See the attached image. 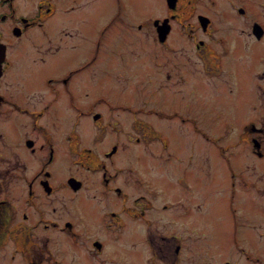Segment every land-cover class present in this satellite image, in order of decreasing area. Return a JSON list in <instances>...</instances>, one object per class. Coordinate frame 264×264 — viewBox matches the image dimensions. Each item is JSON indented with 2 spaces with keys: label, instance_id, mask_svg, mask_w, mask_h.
<instances>
[{
  "label": "rangeland",
  "instance_id": "obj_1",
  "mask_svg": "<svg viewBox=\"0 0 264 264\" xmlns=\"http://www.w3.org/2000/svg\"><path fill=\"white\" fill-rule=\"evenodd\" d=\"M202 1H197L198 9L196 10L210 11L206 4H202ZM106 2L107 0H83L84 4L80 6L83 9L82 23L67 22L70 30H75V36L83 38L82 44L90 45L81 52L80 56L84 58L92 55L91 40L97 36L96 28L109 13H104L103 10L107 6ZM163 2L164 0H132L131 6L137 8L142 20H148L145 23L146 27L135 28L114 23L100 49L98 60L87 67H93V69L87 74L82 71V76L77 77L76 80L83 86H89L88 90H90L82 102V113L78 112V116L83 117V122L79 126L80 140L78 137L74 142L73 138L70 139V136L75 133L73 117L76 110L70 106L64 109L66 103L60 108L61 96L62 98L65 96L54 86L49 89L46 85L45 93L31 97V100L33 99L31 104L35 106L41 100L36 108L39 110L48 107V112L41 121L49 125L56 124V129L59 128V131H56L55 135L42 134L38 125H32L31 123L34 124L33 113L26 115L27 122L21 116H16L15 122L21 126L22 130L16 131V134L19 133L17 138L22 144L15 146L7 157L0 159L2 166L17 164L24 166L21 168L22 172L11 181L13 192L9 200L16 204L17 210L10 228H13L16 221L24 222L22 212L26 210L31 214V218L33 217L31 220L39 217L48 220L58 218L71 220L78 232L74 235L67 226L66 231L60 228L46 230L42 225L32 232L29 230V236L23 232L19 238L24 240L30 238V240L20 245L28 255L19 252L17 261L24 260V258L36 260L40 254L47 260L48 254L45 253L47 247L50 258L59 259L62 264H102L104 261H110L108 264H112L114 260L118 264H132L136 260L139 264H151L159 258L162 264H169L170 260H173L175 264H204L203 246L209 244L211 240H215V245H217L226 229H234L240 235L251 234L255 232L254 226L257 220L263 219L264 222V207L261 201L256 207H245L239 211L244 205H249L254 200H262V198L256 194L253 195L250 190L243 189L237 193L236 188L237 195L235 194V199L233 198L228 161L224 156L227 154L232 161L233 156L237 155L238 157L234 160L241 159L242 167L247 163H252L253 160L257 164L264 165V160L254 158L255 145L248 140L252 129L244 130V125L240 124L243 120L252 117L253 113L246 108L247 103L242 95L234 96L226 89L219 95H228L230 97L227 98L228 101L235 108L221 109L217 114L219 118L211 120L208 124L196 125L187 118L188 115L183 110L187 109L189 103L187 90L189 84L180 76L182 72L185 75L187 68L181 57L178 61V70L171 65L170 58L163 60V66L158 64L160 49L158 35L153 22L147 19L151 13L163 14L165 12ZM86 4L87 7L84 8ZM21 6L22 12H31V7L26 1ZM100 9L102 19L94 18L92 20L94 27L90 24L87 26L83 15L84 19L90 21L94 11ZM227 9L230 13L229 18L226 19L228 28L232 27L234 34L237 32L241 34L240 25L243 17L229 3H227ZM193 20H197L196 13ZM55 28L60 30L59 20H56ZM93 30L91 39L90 32L86 31ZM183 31V26L175 29L173 39L179 45H185L188 42ZM80 42L79 38L77 43ZM54 44L55 42H52L51 47ZM55 46L57 47V44ZM136 46L142 49L135 48ZM122 48L129 53V56L120 55ZM66 53L68 50L65 49H62V54L49 53L45 62L37 59L39 57L36 55L35 60L38 62L27 60L21 64L23 55L17 58L15 54L14 57L17 58L20 67L13 69L11 73L17 71L16 78L23 80L28 90L43 91L42 84L46 81L43 82L42 77H60L57 69L63 67V64L59 58ZM239 59L243 67L247 57L239 56ZM57 61L59 62L55 64ZM63 61L69 63V56L66 55ZM252 62L258 63L256 66L260 71L264 70L262 60L253 57ZM123 73H130V79H126ZM167 73L170 75L177 73L179 78L176 75L166 78ZM150 76L153 77V81L150 80ZM187 76L193 81V75ZM53 84H57V80H54ZM160 84L166 85L167 88L164 91H168V95L158 92L152 108L158 109L161 116L177 112V118L160 119L157 112L151 108L143 112L139 111L140 108L145 109L151 103L146 95L156 94L151 92L145 94V90ZM243 88L244 86L241 87ZM182 90L184 91L183 96L180 92ZM214 96L215 94L207 92L206 99L209 101ZM212 100L210 109L213 116L214 111L217 110L218 100ZM55 101L58 103L51 105ZM92 104L106 110L105 114L110 117L108 123L103 125L105 121L99 120L97 121L100 123H94V115H91L93 112H87ZM127 107H132L136 114L130 109H125ZM258 111L261 113L262 110L259 108ZM180 114H183V117ZM2 115L3 113L0 112V128L5 122L1 119ZM101 115L106 117L104 114ZM139 116L151 118L152 125L144 119H139L141 126L135 131L131 124ZM236 116H243L239 118L240 122L233 118ZM118 122H120L119 125ZM108 124L118 125L117 131L109 128ZM65 132L66 140L64 139ZM28 136L35 137V146H41L31 155L20 152L24 138ZM116 138L121 141L123 150L115 157H120L121 163L126 162L135 178L140 179L146 186L144 187L146 190L139 185L137 186L140 188L130 185L124 188L129 196L128 205L125 207L123 206V195L118 192H109L101 182L103 172L100 168L99 156L104 153V149L111 150L112 145L118 142ZM49 142L56 143L58 147V156H55L52 163L48 165L51 171L50 184L53 186V191L47 194L40 187H34L38 195L33 197L30 204L25 200V198H32L28 195L27 178H30L42 166V160L47 157ZM114 158L111 157V160ZM207 158L209 162L204 163ZM90 170L95 172H90ZM109 172L118 173V170L110 168ZM23 173L27 178L23 176ZM70 173L79 175L83 183V188L81 187L76 193L71 188L63 186L64 179ZM144 193L148 200H143ZM137 200H141L140 203H137ZM229 200H235L234 203L238 210L233 216L229 209ZM142 209H144V214L138 216V211ZM112 211L117 212L121 219L111 222L112 219L108 218ZM126 220L129 222H123ZM8 222L10 223V218ZM7 236L10 239L4 242L6 255L0 252V264H5L9 255L14 254L9 252L10 248L20 247L16 244L15 236L9 231ZM162 236L165 239H162ZM94 239H100L103 242L98 255H96L98 248L93 245ZM178 243L182 245V248L180 258L176 259L174 247ZM261 244L260 241L254 239L246 241L245 246L248 250H255ZM160 247H163L162 251ZM208 259L217 261L220 256L217 252H213ZM241 260L245 259L242 257Z\"/></svg>",
  "mask_w": 264,
  "mask_h": 264
},
{
  "label": "flooded vegetation",
  "instance_id": "obj_2",
  "mask_svg": "<svg viewBox=\"0 0 264 264\" xmlns=\"http://www.w3.org/2000/svg\"><path fill=\"white\" fill-rule=\"evenodd\" d=\"M24 1L31 7L30 13L20 10L22 7L21 4H23ZM197 1L198 0H175L171 1L173 5H170V0H164L165 12L163 14H158V16H160L158 18L160 19L159 21L168 18L170 23L169 32L164 41L161 40L159 31L161 30L162 34L164 27L160 26L158 22L157 30L155 19L153 20L160 47L158 51V64L163 66V60L165 58H170L171 65L174 69L178 70L179 57L182 58L187 72H185V76H183V72L180 76L181 79L189 84L187 88L189 103L187 109H184L183 112L187 113V118L196 125L208 124L211 120L218 119L219 117L217 114L223 108H235L228 101L227 98H230L228 95H219L224 90L227 89L229 94H234V96L242 95L247 103L246 108L253 113V116L243 120L240 124L244 125V130H248L249 128L252 129V134L249 136L247 134V136L249 137V142L255 145L253 148L254 158L264 160V70L260 71L256 66L258 63L252 62V58L256 57L264 63V0H200L203 5L206 4L210 9V11L205 12L196 10L198 9ZM114 2H116V5H114ZM131 2L132 0H107L106 8L108 7V10L105 11L106 8L103 10L104 13H109L100 24L101 27L99 25L96 28V30H98L97 36L92 39L93 37L91 36H93L92 32H94V30L86 31L90 32L89 36L92 39L93 47L91 46V49L93 52L88 58H84V56H80L81 52L90 45H83V38L81 36H75V30L71 31L70 25L67 23H82L81 16L83 9H81L80 6L84 4L83 0H0V112L3 113L1 119L5 121L1 125L2 129L0 128V159L7 157L15 146H21L22 144L17 138L19 133L16 134V131H22L21 126L15 122L17 115L21 116L23 120L26 121V115L33 113L34 124H31L38 125V129L42 134L52 136L53 134L55 135L56 131H59V128L56 129V124L49 125L41 121L42 117L48 112V107L39 110L36 108V105L41 100L38 101L35 106L31 104L33 100H31L32 96L44 92L47 88L51 89L53 86L60 90L65 96V98L61 96L60 108L66 103L67 105H64V109L70 106L76 110L73 117L75 133L70 136V139L73 138L74 142L78 137L80 140L81 129L79 126L83 122V117L78 116V112L82 113V102H84V98L89 94L90 90H88L89 86H83L76 79L82 76V71L87 74L89 70L93 69V67H87H89L90 64L96 63L98 60L100 49L111 27L114 26V23L133 26L135 28L146 27L145 23L148 22V20H142L141 14H139L136 7L131 6ZM227 3L233 6V8L240 13L241 17H243V22H241L240 25L241 34L238 32L234 34L231 30L232 27L228 28L226 24V19H228L230 15L227 9ZM86 7L87 4L84 8ZM112 8L114 9L112 10ZM195 13L197 18L196 21L193 20ZM201 15L206 16L208 20H204L205 18L202 20ZM94 18L102 19L101 9L94 11L90 21L86 18L84 19L83 15V20L87 26L90 24L94 27L92 24ZM217 18L220 19L217 20ZM56 20H59L60 30L57 28L54 29ZM229 23L232 25L230 20ZM181 26H183V32L188 39L185 45H179L173 39L176 27L180 28ZM66 32H68L67 35ZM79 38L81 42L77 43ZM52 42H55L53 47H51ZM56 44L57 47L55 46ZM135 48L142 49L140 46H136ZM62 49L68 50V53L59 58L63 64V67L57 69L60 73V77H42L43 82L46 81L42 84L43 91L39 89L28 90L24 81L16 78L17 71L11 73L13 69L15 70V68L20 67L23 61L30 60L38 62L35 60L36 55H38L39 58L37 59L45 62L47 54L58 52L62 54ZM15 54L17 58L23 55L20 64H18L17 58L14 57ZM66 55L69 56V63L63 61ZM120 55L129 56V53L122 48L120 50ZM239 56L242 58L244 56L247 57L243 67ZM122 59L124 60L125 58ZM58 62L59 61L55 62V64ZM122 75L125 76L126 79H130V73H123ZM126 75L128 77H126ZM174 75L179 78L177 73L173 75L167 73L165 77L172 78ZM187 75H193V81L190 80ZM54 80H57V84H53ZM165 86L166 85L160 84L159 88H147L145 94L147 92L156 94L152 96L146 95V98L151 97L156 101L158 92L168 95V91H164V89L167 88ZM242 86H244L243 89H241ZM83 88L86 89L83 90ZM180 92L183 96L184 91L182 90ZM207 92L215 94L214 98L208 101L206 99ZM142 93L143 90L141 91V94ZM212 99L218 100L217 110L214 111L213 116L211 115L210 109V105L213 101ZM155 101L150 102L154 103ZM55 103H58V101L53 102L51 105ZM259 108L262 110L261 113L258 111ZM125 109H130L136 114V111L132 107H127ZM146 109L147 106L145 109L140 108L139 111L143 112ZM87 112H93L91 115H94V123L105 121L103 122V125H105L109 122L108 120L110 117L105 114L107 113L106 110L100 109L96 104H92ZM155 112H157L158 118L160 117V119L165 117L177 118L178 115V113L175 112L174 114H163L161 116L158 113V109H155ZM96 114H99V116L96 117ZM101 114L106 115V117ZM180 115L183 117V114ZM241 117L243 116H236L233 118L239 121ZM117 119L120 121L119 118ZM139 119H144L150 124L149 117L139 116L135 118V121L131 124L135 131L139 130L141 126V121ZM119 123L120 122H118V125ZM118 125L108 124L109 128H113L114 131H117ZM199 129L202 130L201 127H199ZM34 138L33 136L25 137L20 152L31 155L40 149V145L35 146ZM64 139L66 140V132L64 133ZM25 145L27 147H25ZM71 150L73 149L71 148ZM121 150H123L121 141L115 142L111 150L104 149V153H102L99 158L101 162L100 168L103 172V177L101 178L103 187H107L109 192H118V194L123 195L122 200L123 206L125 207L128 205L129 196L124 188H128L129 185L140 188L137 186L139 185L146 190V188H144L146 186L143 185L140 179L135 178L131 168L128 167L126 162L121 163L119 161L121 160L120 157H115ZM15 154L18 153L15 152ZM55 156H58V147L56 143L49 142L47 157L42 160V166H40L30 178H27L23 173V176L27 178L28 182V195L32 196V198H25V200L29 201L30 204L33 201V197L38 195L34 187H40L41 190L45 191L47 194L52 193L53 186L50 184L51 171L48 165L52 163ZM224 156L228 161V170L231 178L230 185L233 188V194H236L235 188L238 192L245 189L252 191L253 195L256 194L262 198V200H254L253 203L244 205L239 211L245 207H256L259 201H261L262 207H264V165L257 164V162L253 160L252 163H247L242 167L243 163L241 159L238 161L234 160L238 157L237 155L233 156L232 161L227 154H224ZM111 157H115L114 160H111ZM206 162H209V158L205 159L204 163ZM23 167L24 166L21 164L0 165V252H6L4 251V242L6 239H10V237L7 236L9 231L15 236L16 244L20 247L10 248L9 252L14 254L9 255V259L11 260L9 261V259H7L5 264H62L59 259L52 260L50 258L47 247L45 250V253L48 254V257L46 256L47 260L40 254L36 260H26L24 258V260L17 261L19 252L28 255V253L22 250L20 245V243L30 240V238L27 240L19 238L20 234L23 232L27 233V236H29V230L32 232L42 225L46 230L60 228L64 231H66L65 227L67 226L74 235L78 233L71 220H61L60 218L48 220L43 217L31 220L33 217L31 218V214L26 210L22 212L24 222L16 221L13 228H10L12 220L15 219L14 216L17 210L16 204L12 200H9L13 192L11 181L12 178L18 176L19 173L22 172L21 168ZM110 168H115L118 170V173L109 172ZM90 172L95 171L90 170ZM72 179L74 184H77V188H73L70 182ZM49 186H51L50 189H48ZM63 186L71 188L76 193L81 187L83 188V183L79 175L70 173L64 179ZM143 200H148L145 193L143 194ZM140 201L141 200H137L136 202L140 203ZM234 202L235 200H229L228 202L232 216L238 211ZM82 206L84 207L83 203ZM141 207L142 204L140 208ZM11 214L14 215L11 216ZM143 214L144 209L138 211V216ZM9 218L10 223L8 222ZM108 219H112L111 222H116L121 218L118 217L117 212L112 211ZM61 221L64 222L62 223ZM123 222L129 221L126 220ZM123 222L120 223L123 224ZM254 229V233L245 235H240L234 229H226L221 235V241L218 240L217 245H215V240H211L209 244L203 246L202 249L205 257L204 264H264L263 219L256 221ZM161 238L165 239L163 236ZM254 239H257L262 244L257 246L255 250H248L245 246L246 241H253ZM93 245L98 248V252L96 253V255H98L103 247V242L100 239H94ZM174 248V257L179 259L182 245L178 243ZM160 250L162 251L163 247H160ZM213 252L218 253L220 256L219 260L214 261L208 259ZM4 255H6V253ZM242 257L245 259L244 261L241 260ZM114 261L115 262L112 264H118L116 260ZM109 262L110 261H104L102 264H108ZM132 264L139 263L136 260ZM151 264H162V262L159 258L158 261L152 262ZM169 264L175 263L173 260H170Z\"/></svg>",
  "mask_w": 264,
  "mask_h": 264
},
{
  "label": "water",
  "instance_id": "obj_3",
  "mask_svg": "<svg viewBox=\"0 0 264 264\" xmlns=\"http://www.w3.org/2000/svg\"><path fill=\"white\" fill-rule=\"evenodd\" d=\"M171 1H174V0H170V2H169L170 5H173V2H171ZM72 185H73L74 188L78 187L77 184H72ZM48 189H50V188H48Z\"/></svg>",
  "mask_w": 264,
  "mask_h": 264
},
{
  "label": "bare ground",
  "instance_id": "obj_4",
  "mask_svg": "<svg viewBox=\"0 0 264 264\" xmlns=\"http://www.w3.org/2000/svg\"><path fill=\"white\" fill-rule=\"evenodd\" d=\"M95 116L97 117V116H99V114H96Z\"/></svg>",
  "mask_w": 264,
  "mask_h": 264
}]
</instances>
